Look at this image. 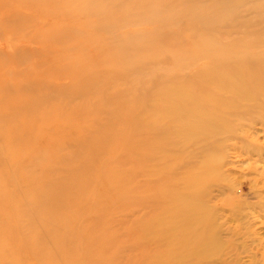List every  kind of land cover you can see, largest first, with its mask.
I'll return each mask as SVG.
<instances>
[{
	"label": "rangeland",
	"instance_id": "obj_1",
	"mask_svg": "<svg viewBox=\"0 0 264 264\" xmlns=\"http://www.w3.org/2000/svg\"><path fill=\"white\" fill-rule=\"evenodd\" d=\"M0 41V264L166 263L175 243L148 235L153 250L141 247L135 183H122L137 160L139 93L177 72L253 78L264 0H0ZM237 146L221 183L239 206L220 221L244 226L261 257L264 155Z\"/></svg>",
	"mask_w": 264,
	"mask_h": 264
},
{
	"label": "bare ground",
	"instance_id": "obj_2",
	"mask_svg": "<svg viewBox=\"0 0 264 264\" xmlns=\"http://www.w3.org/2000/svg\"><path fill=\"white\" fill-rule=\"evenodd\" d=\"M8 48L0 41V57ZM258 66L250 80L246 73L177 72L139 93L137 133L131 142L137 160L122 183H135L136 208L130 215L137 213L140 240L145 238L141 247L153 250L148 235L176 245L166 263L152 264H191L189 258L195 256L198 264H213V257L240 264L243 255L263 264L264 251L261 257L250 252L244 226L220 221L221 210L230 208L234 215L239 206L221 183L227 152H241L237 145L245 143L246 152L264 155L255 138L257 132L264 137V62ZM10 92L6 87L2 96ZM9 106L18 110L24 105L13 101ZM258 124L261 131L254 130ZM106 141L108 136L96 138L91 153Z\"/></svg>",
	"mask_w": 264,
	"mask_h": 264
}]
</instances>
